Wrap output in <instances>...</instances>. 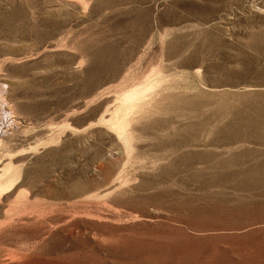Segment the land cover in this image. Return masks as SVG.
Segmentation results:
<instances>
[{
	"label": "rangeland",
	"instance_id": "374dc122",
	"mask_svg": "<svg viewBox=\"0 0 264 264\" xmlns=\"http://www.w3.org/2000/svg\"><path fill=\"white\" fill-rule=\"evenodd\" d=\"M257 168L264 0H0V264H264Z\"/></svg>",
	"mask_w": 264,
	"mask_h": 264
},
{
	"label": "bare ground",
	"instance_id": "6f19581e",
	"mask_svg": "<svg viewBox=\"0 0 264 264\" xmlns=\"http://www.w3.org/2000/svg\"><path fill=\"white\" fill-rule=\"evenodd\" d=\"M262 103V102H261ZM257 110V109H256ZM251 122V121H250ZM246 123H247V121H246ZM235 124V123H234ZM242 124V123H241ZM232 125V124H231ZM251 125V124H250ZM229 127V126H228ZM251 127V126H250ZM231 128V127H230ZM247 128H248V126H247ZM242 129V128H241ZM246 129V128H245ZM256 129V128H255ZM247 130H249V128L247 129ZM242 160V159H241ZM215 161V160H214ZM237 163V162H236ZM239 163V162H238ZM249 165V164H248ZM256 165V164H255ZM214 166V165H213ZM252 168V167H251ZM206 170V169H205ZM226 170V169H225ZM227 171V170H226ZM229 172V171H228ZM238 173V172H237ZM244 174V173H243ZM261 174V175H260ZM222 175H223V173H222ZM225 175V174H224ZM230 175V174H229ZM234 176V175H233ZM238 176V175H237ZM202 178V177H201ZM214 178V177H213ZM212 178V179H213ZM218 178V177H217ZM235 178V177H234ZM207 179V178H206ZM240 183L241 184H243L245 181H248V182H252V181H257V180H259V179H261V180H264V170H262V169H259V168H257V169H254V170H249V172H248V176L247 177H241L240 176ZM216 180H218V179H216ZM259 182V181H258ZM224 183V182H223ZM222 183V184H223ZM234 183V182H233ZM232 183V184H233ZM228 184V183H227ZM250 184V183H249ZM252 184V183H251ZM256 184V183H255ZM257 187H258V185H257ZM204 191V190H203ZM206 194V193H205ZM207 197V196H206ZM214 197V196H213ZM198 200H199V198H198ZM210 200V199H209ZM204 201V200H203ZM215 201V200H214ZM216 202V201H215ZM219 202V201H218ZM208 203V202H207ZM206 204V203H205ZM214 204V203H213ZM212 204V205H213Z\"/></svg>",
	"mask_w": 264,
	"mask_h": 264
}]
</instances>
